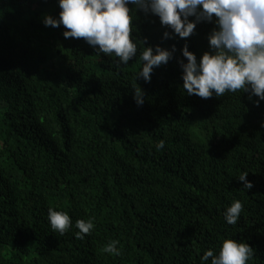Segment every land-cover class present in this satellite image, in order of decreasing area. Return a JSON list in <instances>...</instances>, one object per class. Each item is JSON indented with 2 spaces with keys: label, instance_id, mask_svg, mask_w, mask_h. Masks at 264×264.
Masks as SVG:
<instances>
[{
  "label": "trees",
  "instance_id": "trees-1",
  "mask_svg": "<svg viewBox=\"0 0 264 264\" xmlns=\"http://www.w3.org/2000/svg\"><path fill=\"white\" fill-rule=\"evenodd\" d=\"M59 11L58 0H0V264H199L224 238L264 264V101L182 89L181 49L199 59L214 25L164 40L158 17L133 13L132 36L147 40L137 55L177 49L149 83L136 81L138 106L135 58L116 69L63 26L45 27ZM240 171L252 189L241 190ZM234 199L244 211L233 227L223 211ZM48 207L73 225L94 217V229L84 240L74 227L54 233ZM110 240L122 256L102 251Z\"/></svg>",
  "mask_w": 264,
  "mask_h": 264
},
{
  "label": "clouds",
  "instance_id": "clouds-1",
  "mask_svg": "<svg viewBox=\"0 0 264 264\" xmlns=\"http://www.w3.org/2000/svg\"><path fill=\"white\" fill-rule=\"evenodd\" d=\"M132 7H129V6ZM58 18L43 17L45 27L63 26L65 39L82 38L95 52L110 57L113 67L120 69L130 61L139 64L134 76L133 99L138 106L144 103V92L136 84L138 79L151 81L154 68L167 65L177 51L160 45L143 46L138 53V42L133 36V13L158 17L163 32L162 39H185L195 34L198 24L210 23L214 27L207 35L208 51L199 59L185 43L181 49L184 60H179L182 70V89L188 96L202 99L220 98L226 93L249 94L255 106L264 101V0H58ZM147 43L145 39L139 44ZM186 60V62H185ZM164 140L155 148L161 151ZM247 171L236 177L243 182L241 190L252 189L246 179ZM244 206L234 199L223 211L227 225L236 226ZM94 217L76 220L67 211L48 207L47 220L51 230L61 236L74 227L75 238L84 240L94 229ZM119 240H110L102 251L113 257L123 255ZM254 249L244 241L224 238L217 249L209 248L199 257V264H250Z\"/></svg>",
  "mask_w": 264,
  "mask_h": 264
}]
</instances>
